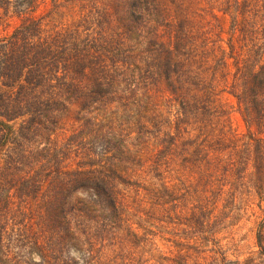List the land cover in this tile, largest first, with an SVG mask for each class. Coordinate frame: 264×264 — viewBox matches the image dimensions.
Listing matches in <instances>:
<instances>
[{"label":"trees","instance_id":"16d2710c","mask_svg":"<svg viewBox=\"0 0 264 264\" xmlns=\"http://www.w3.org/2000/svg\"><path fill=\"white\" fill-rule=\"evenodd\" d=\"M14 3L11 33L0 13V264L225 261L215 229L247 170L264 187V0Z\"/></svg>","mask_w":264,"mask_h":264},{"label":"rangeland","instance_id":"374dc122","mask_svg":"<svg viewBox=\"0 0 264 264\" xmlns=\"http://www.w3.org/2000/svg\"><path fill=\"white\" fill-rule=\"evenodd\" d=\"M8 1L11 2L9 7L0 8V13L8 19L4 33H11L20 23L15 0ZM47 9V4L40 6L34 16L39 17ZM224 27L228 28V21ZM221 102L230 111L232 131L238 136L244 135L247 129L236 110V101L224 94ZM247 171L242 195L236 201L237 209L215 229V241L225 257V261L220 260L219 264H264V187L259 186L260 179L254 174V169ZM164 243L160 241L157 245L161 251L166 252L167 245Z\"/></svg>","mask_w":264,"mask_h":264}]
</instances>
